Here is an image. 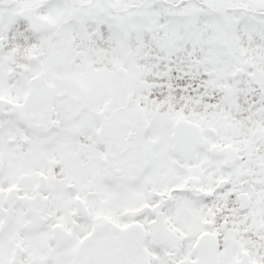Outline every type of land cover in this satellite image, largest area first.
Wrapping results in <instances>:
<instances>
[{
    "label": "snow or ice",
    "instance_id": "obj_1",
    "mask_svg": "<svg viewBox=\"0 0 264 264\" xmlns=\"http://www.w3.org/2000/svg\"><path fill=\"white\" fill-rule=\"evenodd\" d=\"M0 264H264V0H0Z\"/></svg>",
    "mask_w": 264,
    "mask_h": 264
}]
</instances>
